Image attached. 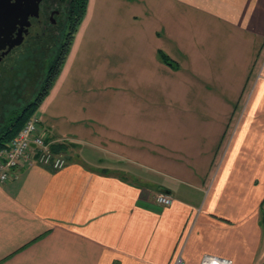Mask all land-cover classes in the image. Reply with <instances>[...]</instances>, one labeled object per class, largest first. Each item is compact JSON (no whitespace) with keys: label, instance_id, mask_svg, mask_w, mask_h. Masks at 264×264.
<instances>
[{"label":"crops","instance_id":"crops-1","mask_svg":"<svg viewBox=\"0 0 264 264\" xmlns=\"http://www.w3.org/2000/svg\"><path fill=\"white\" fill-rule=\"evenodd\" d=\"M98 41L117 85L86 103L64 74ZM39 109L68 164L0 183V264H264V0H88Z\"/></svg>","mask_w":264,"mask_h":264},{"label":"rangeland","instance_id":"rangeland-1","mask_svg":"<svg viewBox=\"0 0 264 264\" xmlns=\"http://www.w3.org/2000/svg\"><path fill=\"white\" fill-rule=\"evenodd\" d=\"M86 12H87V10H86ZM85 15H86V13H85ZM96 21L97 22L101 21L100 15L99 16L97 15ZM80 26H81V24L79 25L77 32H78ZM77 32L75 33V37H76ZM74 40H75V38H74ZM74 40H73L72 45L70 47V50L67 54V57H66L64 65L61 69V72H62L64 66L66 65V61L69 57L72 46L74 44ZM87 46H85V48H84V50L86 49V51H83V52L79 51V53H77V54L75 53L73 56L70 57L64 75L65 76H71L70 80H73V85H72L73 90L80 93L81 97L85 98V92L87 93L86 103L92 101L91 103L101 104L102 99H103V101H105L104 96H102V91L105 89H108L109 91L114 90L113 89L114 86L117 85V79L114 82L107 84V79H105L104 77L99 76L97 74L101 71V68L103 66H106L107 62L110 63V65H112V66H116L117 60L115 59L116 58L115 54H110L111 49L110 50H105V49L102 50V45L99 41L93 43V45L89 44ZM55 48H56V46L51 47L50 50L52 51ZM92 49H95V51H96L95 54L91 53ZM160 50L164 51L162 49H159L158 51H160ZM50 55L44 54L42 60L43 59L45 60L47 57H50ZM40 63H37V64L39 65ZM42 66H40L39 68H32L30 65L28 66L30 69L29 70L30 72L28 71L29 75H28L27 79H25L26 84H24V81L21 80L20 84L17 85L16 83L18 81H17L16 76L14 77V75H15L14 73H12L11 84L6 83V79H7L6 73L0 77V128L2 127L3 122L6 120L8 114L13 109H20L21 107L26 105L27 102H29L31 99H33L37 95V93L40 90L41 85L45 81V77H44L45 75L43 76V72H44L43 69L44 68ZM61 72H60V74H61ZM60 74H59V76H60ZM120 74H121L120 80H122L123 85H125V81H126L124 79L125 73L122 72ZM65 76H63L62 79L60 80V82H59L60 86L67 83L68 79H66ZM58 77H57V79H58ZM110 77H115V76H108V80H110L109 79ZM117 77H118V75H117ZM57 79H56V81H57ZM56 81H55V83H56ZM53 86H52V88H53ZM90 92H93L92 97H91ZM129 96H131L133 98V95H129ZM108 97H109V102H112L111 95H108ZM157 97H158V99H157L158 102L164 101V98L160 97L159 95H157ZM40 106H39V108H40ZM39 108H38V111H36L29 119H31L34 115H37L39 117L40 123L42 124V126L44 128V132L47 136V139H49L52 142V146L56 143H64L65 144L66 149H65V152H62V153L64 154V156L66 157V159L68 161L66 151H68V149H70V143L67 142L66 139L65 140L64 139L54 140L51 138L52 134L50 133V130L45 125H43V121L41 118V111ZM168 113H170V111H168ZM178 113H179V111H178ZM158 114H159V111H158ZM158 117H160V116H158ZM158 128H159V126H158ZM12 140L8 143V145H10ZM141 144H143L144 147L149 146V145H154V144L148 143V141H144V139L141 140ZM7 146H5V147H7ZM156 146L158 149V153L163 150V144L160 143L159 141L156 143ZM5 147H3L2 149H5ZM57 153H60V152H57Z\"/></svg>","mask_w":264,"mask_h":264},{"label":"flooded vegetation","instance_id":"flooded-vegetation-1","mask_svg":"<svg viewBox=\"0 0 264 264\" xmlns=\"http://www.w3.org/2000/svg\"><path fill=\"white\" fill-rule=\"evenodd\" d=\"M26 1L22 0L23 7L21 6L22 9L16 16L17 22L14 24L13 32V39H16L20 29L23 31L21 42L11 49L6 46L0 50V77L6 73L7 84H11L12 73L17 78V85L21 80L26 84L29 65L32 68L43 65V76L46 77L63 44V37L67 33L70 9L74 0H34L30 2L32 9L24 20L25 11L23 10L27 8ZM54 46L56 48L51 51V47ZM44 54L51 55L42 60Z\"/></svg>","mask_w":264,"mask_h":264},{"label":"built area","instance_id":"built-area-1","mask_svg":"<svg viewBox=\"0 0 264 264\" xmlns=\"http://www.w3.org/2000/svg\"><path fill=\"white\" fill-rule=\"evenodd\" d=\"M52 142L47 139L44 128L37 115L29 119L10 145L0 151V183H5L15 176L16 170L40 164L55 170L62 169L68 163L62 152L52 149ZM155 200L160 205H170L172 197L158 193ZM175 264H181L178 257ZM200 264H234L231 259L205 254Z\"/></svg>","mask_w":264,"mask_h":264},{"label":"trees","instance_id":"trees-1","mask_svg":"<svg viewBox=\"0 0 264 264\" xmlns=\"http://www.w3.org/2000/svg\"><path fill=\"white\" fill-rule=\"evenodd\" d=\"M88 6V0H74L70 9L71 16L68 25V30L63 37V44L61 45L57 58L53 66L48 71L45 81L40 87L37 95L26 103L20 109H13L7 116L0 128V150L7 146L8 143L21 131L26 124L27 120L38 111L39 106L49 94L52 86L54 85L61 69L65 63L67 54L70 50L72 42L75 38V33L81 24ZM159 59L173 69H178L179 65L164 51H158ZM55 152H65L64 143H56L52 146Z\"/></svg>","mask_w":264,"mask_h":264},{"label":"water","instance_id":"water-1","mask_svg":"<svg viewBox=\"0 0 264 264\" xmlns=\"http://www.w3.org/2000/svg\"><path fill=\"white\" fill-rule=\"evenodd\" d=\"M33 1L34 0H27L25 2L27 8H23V11H25L24 20L28 12L32 9V7H30V2ZM21 6L23 7L22 0H16V2H11V0H0V50L6 48V46H9V49H11L22 40L23 31L21 29L18 33V37L13 39L14 24L17 22L16 16L19 15L20 9H22Z\"/></svg>","mask_w":264,"mask_h":264}]
</instances>
